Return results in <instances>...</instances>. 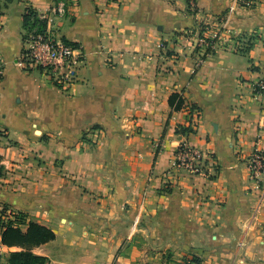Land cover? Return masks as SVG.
<instances>
[{"label": "crops", "instance_id": "crops-1", "mask_svg": "<svg viewBox=\"0 0 264 264\" xmlns=\"http://www.w3.org/2000/svg\"><path fill=\"white\" fill-rule=\"evenodd\" d=\"M56 2L0 0V215L54 231L33 249L44 264H264L248 168L264 151V0L233 14V0H68L53 30L86 54L68 92L21 62L24 16ZM183 143L213 159L208 174L174 167ZM18 250L0 232V264Z\"/></svg>", "mask_w": 264, "mask_h": 264}, {"label": "built area", "instance_id": "built-area-1", "mask_svg": "<svg viewBox=\"0 0 264 264\" xmlns=\"http://www.w3.org/2000/svg\"><path fill=\"white\" fill-rule=\"evenodd\" d=\"M187 2L191 11L195 12L197 10L196 0H187ZM256 2L257 0H233L228 9V14L235 13L241 7L250 8ZM67 8L68 0H60L56 2L48 14L38 15L39 19L45 20L47 25L44 29H40V25L26 29L24 50L21 58V62L26 71L40 72L52 85L64 92H68L79 81L80 70L86 62V54L80 46L63 40L53 30L56 18L64 17L67 13ZM206 30L207 28H204L197 36L195 47L201 50H212L214 42L207 36ZM209 53L211 51L199 57L196 62L197 67L203 64ZM2 71L3 62L0 58V75ZM256 91L264 94V81L256 85ZM200 114V110L198 109L193 111V118L190 125L192 130L196 128ZM210 161L214 163L211 157L205 156L198 148L183 143L176 152L173 165L176 169L190 174L206 175L208 174L207 166ZM248 168L251 181L254 183L256 189H260L264 186L263 150L257 147L252 151L251 156L248 158Z\"/></svg>", "mask_w": 264, "mask_h": 264}, {"label": "trees", "instance_id": "trees-1", "mask_svg": "<svg viewBox=\"0 0 264 264\" xmlns=\"http://www.w3.org/2000/svg\"><path fill=\"white\" fill-rule=\"evenodd\" d=\"M56 1L58 2L60 0ZM189 11H191L190 7ZM24 25L26 29L36 25H40V29H44L47 24L45 20L39 19L38 14L34 10L30 9L24 16ZM236 40L242 45H238V51L242 54H248V52L253 47L254 36H241ZM209 51H211V49ZM178 99L179 97L177 94H173L170 97V104L176 109H180L183 103V100L179 99L178 104L176 105L175 103ZM195 109L199 110V108L194 104L191 105V115ZM179 131L181 133L188 134L193 130L191 127H189L180 129ZM3 216L4 214L0 215V232L2 234V244L10 248L16 247L20 249L18 251L11 252L9 264H44L46 262V258L36 255L33 252V249L51 240H54L56 237L54 231L36 222L28 223L27 229L24 230L22 227L26 224V222L22 214H13L14 219H10L8 221L4 220ZM192 261L196 264L201 263L199 259H193Z\"/></svg>", "mask_w": 264, "mask_h": 264}]
</instances>
